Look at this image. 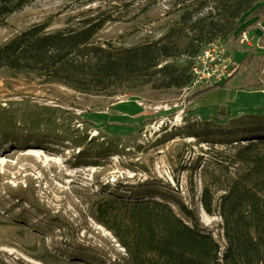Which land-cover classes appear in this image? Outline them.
Returning a JSON list of instances; mask_svg holds the SVG:
<instances>
[{
	"label": "rangeland",
	"instance_id": "1",
	"mask_svg": "<svg viewBox=\"0 0 264 264\" xmlns=\"http://www.w3.org/2000/svg\"><path fill=\"white\" fill-rule=\"evenodd\" d=\"M197 1L127 0L131 6L126 9L117 0H29L22 10L0 20V48L39 26L47 24L44 33L54 34L79 28L84 20L102 13L117 20L107 23L93 44L132 48L162 37L176 26L182 8ZM240 23L236 35L201 54L197 66L203 80L191 90L157 91L148 86L140 94L84 95L36 73L0 69V133H4L0 135V264H132L112 232L95 218L100 203L116 197L133 201L134 193L141 194L139 200L168 202L178 216L181 212L173 201L184 203L199 213L203 226L226 249L228 226L220 207L225 191L220 189L244 171L231 166L237 143H200L183 129L194 122L226 124L246 115L235 103L220 102L219 95L191 97L193 89L211 86L208 77L223 66H229L230 77L218 84L226 82L232 91L264 90V1ZM244 31L249 44L241 42ZM186 60L183 56L168 62ZM136 102L148 119L140 124L120 122L129 127V135H110L96 126L94 119L105 111L134 119L136 113L130 109ZM44 114L60 135L66 130L74 137L86 133L93 146L104 150L82 151L71 141L50 138L42 127L39 132H19L20 119ZM206 184L214 198V216L201 203ZM20 187L35 193L34 206L11 196Z\"/></svg>",
	"mask_w": 264,
	"mask_h": 264
},
{
	"label": "trees",
	"instance_id": "2",
	"mask_svg": "<svg viewBox=\"0 0 264 264\" xmlns=\"http://www.w3.org/2000/svg\"><path fill=\"white\" fill-rule=\"evenodd\" d=\"M262 1L198 0L182 8L176 26L162 37L132 48L93 44L105 25L117 20L114 15L102 13L84 20L79 28L54 34L44 33L48 28L45 24L1 47L0 69L36 73L50 83H59L84 95L140 94L148 86L157 91L191 90L196 58L208 46L236 35L243 17ZM28 2L0 0V20L22 10ZM117 2L126 9L131 6L127 0ZM183 56L187 57L184 62H168ZM226 84L195 88L191 97L225 89ZM37 117L20 119L23 127L19 132H39L42 127V133H49L50 138L71 141L82 151L104 150L99 145L93 146L86 133L74 137L66 130L60 135L47 114ZM183 130L187 137L200 143L232 146L237 143L231 166L243 167L244 171L229 187L220 189L225 191L220 207L228 226L226 249L222 250L206 230L199 213L178 201L173 202L180 209V216L168 202L139 200L140 193H134L133 201L116 197L97 205L96 221L112 232L132 264H264V116L246 114L229 119L226 124L194 122ZM217 178H213L212 184L219 182ZM11 196L29 206L36 201L30 187H20ZM201 201L206 213L214 216V198L208 184Z\"/></svg>",
	"mask_w": 264,
	"mask_h": 264
},
{
	"label": "crops",
	"instance_id": "3",
	"mask_svg": "<svg viewBox=\"0 0 264 264\" xmlns=\"http://www.w3.org/2000/svg\"><path fill=\"white\" fill-rule=\"evenodd\" d=\"M231 82L232 80H230L229 84ZM249 89L251 90L232 91L228 89V84H226L225 89L213 90L209 92L207 95L209 96V99L216 98L215 96L219 95L220 102L227 103L229 105H231V103H235L233 105L236 106L239 111H242L245 114H251V112H253L254 114L257 113L256 115L264 116V90L258 88L252 89V87ZM136 103L138 106L132 104V107L130 109L131 114L136 113L135 115H132L134 119L124 118L121 117L118 113L112 114L105 111L102 113L103 115H100L101 116L100 118L96 117L98 120L94 119L96 121V126H98L102 131L104 130L106 133L110 135H115V136L121 134L129 135L130 133H132L130 132L131 130L129 129V127L127 129L125 127L123 128L122 124L119 125L120 122H123L124 120H132L128 122H137V124H140L148 119L147 112L146 111L142 112L143 109H141L140 103L138 102Z\"/></svg>",
	"mask_w": 264,
	"mask_h": 264
},
{
	"label": "built area",
	"instance_id": "4",
	"mask_svg": "<svg viewBox=\"0 0 264 264\" xmlns=\"http://www.w3.org/2000/svg\"><path fill=\"white\" fill-rule=\"evenodd\" d=\"M241 42H243V43H247V44H249L250 43V40H249V34H248V32L247 31H244V33H242V35H241ZM212 46H213V44H212ZM206 56L208 57H210V58H212L213 59V57H211V54H210V51H207L206 53ZM202 58V56L200 55V56H198L197 58H196V60H195V66H194V68H193V73H194V75H195V82H194V85H198V84H201V80H203L199 75V72H198V68H200V67H198L197 66V62H198V59L200 60ZM203 63L205 64V65H207V61H203ZM214 76H209L208 77V83L207 84H217L218 82H220L221 80H225V79H227V78H229L230 77V70H229V66H223L222 68H221V70H220V72L218 73V74H216V73H214L213 74ZM161 126L162 125H159L157 128L158 129H160L161 128ZM145 137V136H144Z\"/></svg>",
	"mask_w": 264,
	"mask_h": 264
},
{
	"label": "bare ground",
	"instance_id": "5",
	"mask_svg": "<svg viewBox=\"0 0 264 264\" xmlns=\"http://www.w3.org/2000/svg\"><path fill=\"white\" fill-rule=\"evenodd\" d=\"M41 153V152H40ZM35 155H36V152L34 153ZM39 155V154H38ZM105 234L107 235V236H109L110 237V235L108 234V233H106L105 232ZM111 239H112V237H110ZM113 240V239H112Z\"/></svg>",
	"mask_w": 264,
	"mask_h": 264
}]
</instances>
